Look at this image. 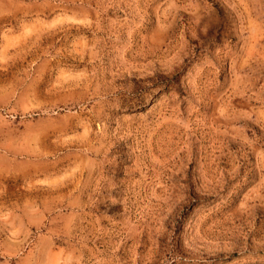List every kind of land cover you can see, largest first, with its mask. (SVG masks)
Segmentation results:
<instances>
[{"label": "rangeland", "instance_id": "1", "mask_svg": "<svg viewBox=\"0 0 264 264\" xmlns=\"http://www.w3.org/2000/svg\"><path fill=\"white\" fill-rule=\"evenodd\" d=\"M0 264H264V0H0Z\"/></svg>", "mask_w": 264, "mask_h": 264}]
</instances>
